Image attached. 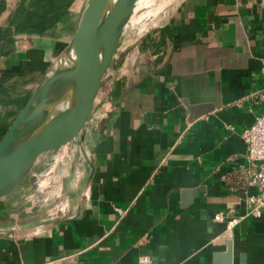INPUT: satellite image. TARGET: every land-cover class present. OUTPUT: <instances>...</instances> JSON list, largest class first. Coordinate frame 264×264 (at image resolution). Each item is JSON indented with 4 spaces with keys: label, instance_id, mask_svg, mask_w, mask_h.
<instances>
[{
    "label": "crops",
    "instance_id": "0c3cea01",
    "mask_svg": "<svg viewBox=\"0 0 264 264\" xmlns=\"http://www.w3.org/2000/svg\"><path fill=\"white\" fill-rule=\"evenodd\" d=\"M29 1L0 0V140L74 28L76 0L30 33ZM156 32L106 73L83 144L0 198V264H264V214L227 227L260 191L264 0H180Z\"/></svg>",
    "mask_w": 264,
    "mask_h": 264
},
{
    "label": "water",
    "instance_id": "95a60500",
    "mask_svg": "<svg viewBox=\"0 0 264 264\" xmlns=\"http://www.w3.org/2000/svg\"><path fill=\"white\" fill-rule=\"evenodd\" d=\"M138 0H76L74 28L54 72L0 140V198L51 163L85 132ZM190 120L209 112L188 105ZM59 264V263H57Z\"/></svg>",
    "mask_w": 264,
    "mask_h": 264
},
{
    "label": "rangeland",
    "instance_id": "374dc122",
    "mask_svg": "<svg viewBox=\"0 0 264 264\" xmlns=\"http://www.w3.org/2000/svg\"><path fill=\"white\" fill-rule=\"evenodd\" d=\"M73 1L74 0H30V33H37V24H39L37 23V16H41L42 14H45L47 22L50 21L53 23L54 18L58 19L59 17L62 20L61 22H64L65 17L69 14L71 8H73ZM179 1L180 0H146L145 6L144 4L138 5L133 14V19L124 30L119 50L114 58L110 70L117 67L119 58L124 55V53H134L141 42L147 41V39L157 33L156 31L164 27L170 20L173 9ZM60 19L56 22L58 25L57 27H61ZM57 27L55 28L58 31ZM156 36L157 35H155V37ZM65 44L66 41L61 40L57 44L51 45L52 60L46 70L47 75L44 79L49 77L54 72L65 48ZM108 84L109 81L106 79L103 83V88L101 87V90L104 91V88H108ZM72 144L75 145L77 142L74 141ZM37 171L38 169L35 170V172Z\"/></svg>",
    "mask_w": 264,
    "mask_h": 264
},
{
    "label": "built area",
    "instance_id": "2783aa9c",
    "mask_svg": "<svg viewBox=\"0 0 264 264\" xmlns=\"http://www.w3.org/2000/svg\"><path fill=\"white\" fill-rule=\"evenodd\" d=\"M243 138L248 148L249 159L256 167L255 170L248 171L249 184L259 185L260 191L249 195L247 210L243 214L228 219V228H233L249 216L261 217L264 214V112L257 117L254 124L244 130ZM214 220L223 221V214H216ZM153 261L151 254H143L139 257L140 264H153Z\"/></svg>",
    "mask_w": 264,
    "mask_h": 264
},
{
    "label": "bare ground",
    "instance_id": "6f19581e",
    "mask_svg": "<svg viewBox=\"0 0 264 264\" xmlns=\"http://www.w3.org/2000/svg\"><path fill=\"white\" fill-rule=\"evenodd\" d=\"M145 1L146 0H138V2H137V5H136V7H135V10L137 9V7H138V5H143L144 4V6L146 5L145 4ZM150 11V10H149ZM133 19V18H132Z\"/></svg>",
    "mask_w": 264,
    "mask_h": 264
}]
</instances>
